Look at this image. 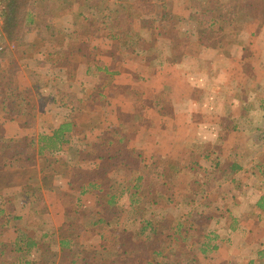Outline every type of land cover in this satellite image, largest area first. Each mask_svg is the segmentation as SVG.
I'll use <instances>...</instances> for the list:
<instances>
[{
  "label": "crops",
  "instance_id": "0c3cea01",
  "mask_svg": "<svg viewBox=\"0 0 264 264\" xmlns=\"http://www.w3.org/2000/svg\"><path fill=\"white\" fill-rule=\"evenodd\" d=\"M109 1L112 4L121 5L124 11H129L131 10L130 6H133L135 0ZM230 1L231 0H227L225 2V0H220L223 10H225L224 4L227 2L230 4ZM159 2H161V0H159L156 4L160 5ZM181 2L186 3L184 6L185 8L183 9L179 6ZM198 2L205 5L206 0L163 1V8L177 18V31L184 37L183 44L180 43L182 50L179 53L173 51V46L177 47L179 45L176 38L173 36L171 37L168 34L166 36L162 35L159 37V35H157V31L154 29L141 28L139 26L138 19L132 15L129 18L122 16L123 23L121 26L124 28L127 27L128 29L121 30L120 32L117 27L113 26L110 29L102 30L98 34L96 33L92 37H85L81 30H75L78 24H84L85 28L83 29H86L87 27V24L79 19L80 17L78 16V13L82 11V15L84 17L90 16L89 14L93 12L92 9L86 6L84 7L83 4V8H81L80 4H76L73 6L72 11L74 15L65 10L57 13L56 19L60 17L61 20L62 15L63 17L64 15H70L72 17L71 20L73 23V29L70 34L75 36L80 35L86 38L84 42L80 43H84L86 45L88 51L92 53V59L89 60L88 63L82 61L78 47L79 43L77 44L76 42L77 51H71V49L67 46V64L62 63L61 67L53 69L52 63H47V69L43 73L40 69L41 66L40 68L36 67L37 61L40 59V54L34 61V72L31 74L32 76L37 77L33 78L32 81L28 79L30 73L27 72L25 74L21 62L17 61L16 64L18 66V70L21 71H19V73L22 75V77H20V81L17 80L16 76L14 77L17 93H9L6 90V93L4 91V94H0V112H2V118L0 117V141H2L5 146V153L8 159L20 161L29 159L32 164L30 165V162H27V164H29L28 168L0 171V196L4 197L5 201L7 200L6 198L9 199V197H13V201L15 202L14 206H16L17 209H20L17 211H25L24 209H27V207L26 205H23L19 197H17L18 194H20L22 189L26 186L39 185L47 206V213L44 215L49 214L48 212L50 207L45 196V187L43 186V183L46 181L45 179H54L55 183L51 188V191L54 193L58 192L60 188L56 182L59 179V176H57L56 172H60L64 175V186L62 188L64 191L62 192V196L67 201V203H63L64 210L62 213V224H64L66 215L78 208V203L83 197L80 196V190L85 189V175L97 166L104 155L106 156L108 150L107 147H111L113 150H118L127 142L131 143L128 135L124 132V128L129 124L123 125V123H129V118L133 115V110L131 111V108L123 109L118 107V94H139L138 97H141L142 101L141 103L136 100H134V103L132 102L134 111L139 109L140 116H142L143 112V121H146V124L156 122L159 127L153 129L161 130L162 127L165 128L162 125H164L167 120L157 117V114L165 116L169 119L168 117L174 116V112L180 108V104H191L192 101H195L196 96L200 94L201 97L212 96L215 92L212 90L211 85H213L215 81L221 80L223 82V78L234 79L237 74L236 66L239 70L237 80L239 82H245L246 85L244 87H241L240 85L238 89L233 88V90H231L230 88L232 85L230 84L233 81L230 80L226 82L227 87H225L224 90L227 93L222 94L224 102H221L222 109L225 111L224 115L226 120L225 122H223L224 118L220 120L219 125H224L223 127H220V129L225 131L228 129L233 130V127L236 126V130L245 128L250 131L253 129L254 132H261L260 139L256 138V141L264 147V136H262V132H264V66L261 65L260 62H252L243 56L242 58L235 60L229 52V50L233 49V46L236 44L243 47L237 49L243 54L250 48V46H256V48L259 47L261 52L264 51V44H262L261 39V28L264 27V16L259 13L251 12L250 10L247 14L245 13L241 16V18H244L240 25L241 28L238 32L236 43L218 49L221 50L219 52L216 49L206 47L198 43L197 15L203 8L202 7L200 10H193V6H195ZM189 4H191V6H189ZM77 11L78 13H75ZM193 13L195 15L194 18L192 16ZM100 16H103V14ZM97 17L99 16L97 15ZM141 18L149 19V17L145 16H141ZM56 19L54 25L58 34H62V32L57 28ZM131 19H133L134 22L129 25V21ZM180 20H182V22L187 21L190 26H186L185 29L180 28L178 26V24L181 23ZM248 23H251L252 25V29L249 34V29L247 28ZM136 25L138 28L142 29L141 32H134L135 29L133 28L136 27ZM216 27L217 25L213 28V30H215ZM36 32L37 31L33 33ZM147 32H149V36L153 35L157 40L158 38L167 37L168 41H165L166 47L161 48L159 44V46H150L149 40L142 36L143 34H147ZM105 33L108 34V37L111 40V42H106V44H111L108 59L103 58L100 54L102 43L99 42L92 44L90 42L91 39L98 40V38H101ZM245 33L247 34V39H251V41L246 42V44L243 41ZM258 33L259 36L256 39L255 34ZM120 34H122V37ZM136 36H140L136 45L128 47V41L135 39ZM251 43L253 44L250 45ZM63 49L66 50V48ZM191 49L195 52L200 51L206 56H199L197 67H192L191 63L189 66L185 64V66L188 67L187 68L182 65V60L189 51L190 53L188 55L193 56ZM258 49L255 50L259 51ZM154 50L158 52L165 51V56L160 55L158 58H149L146 52H154L152 54L153 56L156 55ZM54 51H58V49L54 48L49 52L52 53ZM115 51L117 52V56L114 55ZM171 51L175 54L171 55ZM48 54L49 53H47V55L45 54V57L43 58L49 56ZM76 54H78V57H76ZM175 55L177 56L175 57ZM221 55L223 59L222 60L220 58V61L222 60V68L219 70L215 68V64L219 61L218 57ZM141 56H144V59ZM122 60H129L127 66L121 64ZM69 63L72 69L71 74L67 72V66ZM150 66L158 68L159 70L150 69ZM30 67L32 66H29V68ZM181 67H185V69H182ZM200 67H203V70H199L198 68ZM76 70L79 72L77 73ZM155 75H158L160 78L158 79ZM79 76H82L81 78H83L81 81H78ZM219 76H222L223 78H219L218 80L214 79ZM123 77L124 79L121 80L120 78ZM154 78L158 79L160 88L156 89L153 93L150 91L149 94H145L148 90L143 87L142 89L137 87V82L139 80L142 82H151ZM75 83H78L80 86L77 91H74ZM251 84L253 85V89H251ZM65 86L70 88V95L66 96V94H57L60 90H63ZM254 87L257 90L261 89V94H256ZM135 89L139 90V92H135ZM96 90L97 92H95ZM95 93L101 94L102 97H104V100L102 101L99 98L94 104L93 100H95V95H97ZM162 94H167L171 98H173V94L187 95L179 97V100L175 102L177 104L176 106L169 105L166 107V103L164 105L163 102H161ZM3 95H6L11 99L5 100L3 99L4 97H2ZM69 98L72 99V104L78 106L79 108L78 117L74 120L72 119L73 124L72 132L69 137V144L64 146L59 155H39V136L41 134H51L61 124L69 122L71 114H75L73 105L66 103ZM132 98L134 99L133 96ZM146 98H149L147 99L148 107L144 108V101H146ZM24 99L30 100V102ZM113 99L115 104L111 102ZM107 109H109V115H111V118L108 120H106L104 116ZM145 111L149 112L147 118ZM50 112L53 113V116L55 115V120L52 123L49 118ZM125 112L130 114L127 118H123V113ZM95 115H97V120ZM26 116H31V119H26ZM90 116H93V118H90ZM257 116H259L260 119L255 121V117ZM42 117L45 119L42 120ZM37 118L42 121H39ZM46 118H48L47 121ZM56 120H58L57 124H55ZM88 120H95V123ZM207 120L214 123V120L210 118ZM253 121L255 122L254 128L250 126ZM107 123H110V126L111 123H115L116 125L112 128L108 126ZM131 130L133 133L135 132V137L137 138L136 134H139L142 130L150 131L151 129L147 126V129L142 128L136 131V129L132 128ZM141 135L147 137L145 133H142ZM150 140L151 139L145 141V144L153 147V143H151ZM135 142H138L137 139H135ZM173 143L175 142H172L171 144ZM180 143L181 142L179 141L174 144V146L178 148ZM98 144L102 145V149H95V146ZM103 146H105L104 149ZM154 156L165 162L172 159L171 156H166L165 154L163 156L154 154ZM86 161L90 164L88 167L83 164V162ZM50 165H53L52 170L50 169ZM241 165L243 166V163ZM243 169L233 173L232 178L235 177L236 174V176L241 175L242 177ZM247 175L252 178L250 174ZM32 176L34 178L31 179ZM101 182L102 181H100V183ZM259 186L260 187L258 188H255L254 185L249 186L250 188H246L247 192H245V194L248 195V192L252 191L256 193V196L261 195L264 197V184L260 183ZM75 188L78 189L79 196L71 200L72 196L69 193ZM260 190L261 193L259 192ZM84 196H88V193ZM253 199L254 200H252L251 195L246 197L245 201L249 204V206L240 210L238 217L234 215L233 217L240 218L241 213L244 215L245 213H248V215H245V217L238 222L237 231L234 235L227 236L223 233L219 247L214 253L218 254L220 250L225 252L236 250L238 254L242 249L244 252L248 251L251 256L248 260L249 264H254V261L256 260H258L261 264H264V255L259 256V253L264 251V214L257 207H255L257 197H254ZM234 201H236L235 198ZM28 210L31 211L29 207ZM251 213L256 214V218L250 216ZM33 216L39 221H42L37 214H33ZM21 222L22 221H19L18 223ZM246 225L248 228L245 236L249 240L243 241V244L238 246V248L232 247L233 239L236 234H238L239 229H244L243 226ZM58 227L59 226H57V228ZM252 228H256V230H258L254 236H251ZM57 247L58 245L55 246V249H57Z\"/></svg>",
  "mask_w": 264,
  "mask_h": 264
},
{
  "label": "trees",
  "instance_id": "16d2710c",
  "mask_svg": "<svg viewBox=\"0 0 264 264\" xmlns=\"http://www.w3.org/2000/svg\"><path fill=\"white\" fill-rule=\"evenodd\" d=\"M158 1L135 0L133 6H130L131 10L124 11L121 5L112 4L109 0H0V13L3 21L0 33L9 44L21 47L25 43V37L33 33L40 25H44L48 39H50V41L45 40V44H52V50L56 48L58 51L50 52L49 56L38 60L37 65L46 67L47 63H52L53 69L59 68L62 63L67 64L68 52L67 45L63 42H60L59 47L55 44L59 35L54 25L55 19L57 13L64 10L74 15L73 6L80 4L81 8L84 5L93 11L89 14L90 16L86 17L82 15V11L75 12L78 13L79 19L87 24L86 29H83L84 24H78L77 29L75 28L76 31L81 30L85 37H92L113 26L117 27L120 32L128 29L121 26L122 16L129 18L132 15L138 19L141 28H152L157 31L159 37L168 34L176 38L179 45L173 46V51L179 53L182 50L180 43L183 44L184 37L177 31L178 20L163 8L164 0L159 2L160 5L156 4ZM202 7V9H198L201 10L197 15L198 43L216 50L236 43L240 29L238 17L247 14L249 10L264 16V0H231L225 10L222 9L220 0H206ZM102 14L103 16H100ZM141 16L149 17V19H143ZM133 22L134 20L131 19L129 25ZM216 25V29L213 30ZM120 36L122 37V34ZM138 38L136 36L135 39L129 40L128 47L136 45ZM78 47L82 61L88 63L92 59V53L88 51L84 43H79ZM18 51L20 50L12 52L5 49L0 52L1 94L5 90L9 93H17L14 77L18 71L15 59V55L19 54ZM154 51L158 57L160 52ZM172 54L175 53L171 51ZM150 55H152L151 52L148 56ZM67 72L72 73L70 63L67 66ZM69 89L68 86H65L57 94L69 96ZM99 98L104 100L101 94H97L93 103L95 104ZM137 100L139 101V98ZM66 103L73 105L75 114H71L69 122L61 124L51 134L39 136V155H59L64 146L69 144L72 122L78 117L79 108L72 104L71 98ZM88 121L95 122V120ZM233 130L236 131V126L233 127ZM224 136V133L221 134L220 139ZM262 136H264V132H262ZM201 144L205 145L201 149L203 151L195 152L182 167L188 168V171H197L205 178V185L198 180L195 182L198 191L202 192L205 197L207 192L204 187H207L214 179L213 174L217 170L218 161L217 159L212 160L210 157L214 152L211 143L203 141ZM95 149H102V145L98 144ZM107 149L106 156L104 155L97 166L85 175L86 186L84 190H80V196L87 193L88 195L96 194L94 209L100 210L98 219L86 223V219L83 217L82 222L86 223L85 228L80 224L71 223L75 220L80 221V216H84L80 215L83 208L78 203V208L66 215L65 223L51 232H44L40 226L30 229L22 226L14 230L10 243L0 241V264H6V260H9L11 264H196V254L206 257L218 249L221 242L220 234L203 230L204 222L200 218L202 215L199 216L200 209L197 211L198 205L195 199L185 198L186 210L180 219H177L178 221L174 220L175 224L171 225L168 230L164 228L163 223H160L161 214L153 212L154 208L162 204L177 205L171 198L170 186L174 174L177 175L181 167L162 161L153 154L144 153L133 147L130 142L118 150H113L111 147H107ZM231 161L232 164L226 171L229 174L228 179L233 173L243 169L238 158L235 157V153ZM27 162L32 164L29 159L21 161L8 159L5 146L0 141V171L25 168L29 165ZM116 166L123 172H129V177L118 182L117 185L103 190L99 181ZM254 169L257 175H260V182L264 184V159L257 162ZM17 197L23 205L30 208L33 214L44 215L47 213V206L39 185L24 187ZM6 199L5 201L4 197L0 196V227L6 223L15 224L23 220L21 212L17 211L18 209L14 206L13 197ZM144 202L147 206L146 211H151L138 223H135L133 214L136 207ZM255 207L264 214L263 196H257ZM128 213L131 216V221L124 217ZM245 215L241 213L240 218H235L228 211V225L225 224L219 228L223 229L222 231L227 236L234 235L238 222ZM255 215L254 213L250 214L253 218H256ZM106 219L108 220L106 221ZM107 224L108 227L115 224L116 230L113 241L114 248L111 253L97 251V248H88L84 244L78 243L77 240L82 230L92 227L103 230V226ZM160 228L163 232L161 238L157 236ZM56 245H58L57 249H55ZM263 255L264 251H261L259 256Z\"/></svg>",
  "mask_w": 264,
  "mask_h": 264
},
{
  "label": "rangeland",
  "instance_id": "374dc122",
  "mask_svg": "<svg viewBox=\"0 0 264 264\" xmlns=\"http://www.w3.org/2000/svg\"><path fill=\"white\" fill-rule=\"evenodd\" d=\"M224 1V0H223ZM227 0H225L226 2ZM199 3V5H198ZM193 6L194 9H199L202 7V3L198 2ZM186 3L181 2L179 6L181 9L185 8L184 6ZM191 6V4H189ZM225 8L228 7V2L224 4ZM195 7V8H194ZM197 11V10H196ZM66 16V17H65ZM194 18V13H193ZM70 15H62V19L60 20V17L56 19L57 21V28L62 32V34L58 35L57 44L58 47L63 42L66 44L71 51H77V44L80 42H84L86 38L83 36H75L71 35L70 32L73 29V23L71 20ZM239 18V24L243 22V18ZM262 19V18H261ZM181 23L178 24V26L182 29H185L186 26H190L187 21L180 20ZM263 22V20H262ZM247 28L249 29L248 34L250 33V30L252 29L251 23L247 24ZM85 28V27H84ZM241 28V26H240ZM134 32H141L142 29L134 27ZM262 30V44H264V27L261 28ZM35 31L36 33H31L27 37H25V43L21 45L20 51H18V55H15L16 62L19 61L22 64L23 71L25 74L28 72L30 75L28 76V79L30 81L33 80V78H36L32 76V72L34 69V61L37 56L40 54V59H43L45 57L44 55L47 53H50L49 51H52V44L46 43L45 40L50 41L48 39L45 26L40 25ZM34 31V32H35ZM240 31V29H239ZM76 32V31H75ZM133 33V31H132ZM251 35V34H250ZM145 39L147 38L149 40V45L157 46L158 44L161 46V48L166 47V42L168 41L167 37L164 38H158V40L155 38V36H149V32L147 34L142 35ZM259 36L258 34H255V38L257 39ZM140 37V36H139ZM62 38V39H61ZM160 39V40H159ZM240 40V39H239ZM254 40V38H253ZM166 41V42H165ZM243 41L249 42L251 41L250 38L247 39V34L245 33ZM61 42V43H60ZM92 44L94 43H102L100 54L103 56V58L108 59V53L110 51V38L108 37V34H104L101 38H98V40L91 39L90 41ZM165 42V43H164ZM251 43L250 45H252ZM158 45V46H159ZM243 48L241 45L238 46L237 44L233 46V49H230L229 52L233 59L237 60L243 57L246 59L252 61V62H260L261 65L264 66V51H260V48L256 46H250V48L243 53H240L237 49ZM259 48V49H258ZM255 49H258L259 51H256ZM193 56L188 55L190 51L186 54V56L183 57L182 65L185 66L187 64L188 66L192 63V67H197L198 65V58L199 56H206L205 54L201 53L200 51H193L191 49ZM154 52H152L153 54ZM243 54V55H242ZM43 55V56H42ZM115 56H117V52L115 51ZM149 55V52L147 53ZM160 55L165 56V51L160 52ZM158 55V57L160 56ZM42 56V57H41ZM148 56L149 58H155L157 55ZM241 56V57H240ZM76 57H78V54H76ZM144 59V56H141ZM157 57V58H158ZM196 57V58H195ZM140 58V57H139ZM220 58L222 59V55L218 57L219 61L216 62L215 68L221 69L222 63ZM123 59V58H122ZM129 60H122L121 64L124 66H127V63ZM29 66H32L29 68ZM39 67L40 66H36ZM157 67V66H156ZM187 67V66H185ZM185 67H181L182 69H185ZM170 68V67H169ZM188 68V67H187ZM41 71L44 73L47 69L46 67H41ZM49 69V68H48ZM150 69L153 70H159L158 68L150 66ZM199 70H203V67L198 68ZM237 74L239 72L238 67L236 66ZM20 70L16 72L17 80L20 81V77H22L21 73H19ZM40 71V70H39ZM77 71V70H76ZM21 72V71H20ZM79 71H77L78 73ZM156 73V72H155ZM237 74L234 79H225L222 76L215 77V80H218L219 78H223V82L221 80L215 81L213 85H211L212 90H214L215 94H213L210 97H201L200 95L196 96L195 101H192L191 104L185 105L180 104V108L174 112V116L167 117L157 114V117L163 118L169 122L166 121V123L162 126L161 130L153 129L158 128L159 125L156 122H150V124H146V121H143V112L142 116H140V110L137 109L134 111L133 109V103L134 100L138 101L137 98L139 94H118V101L117 104L119 108L123 109H130L133 110V115L129 118V123H123L129 124L127 127L124 128V132L128 135L129 141H131V145L133 147H136L140 150H142L144 153H150V154H157L160 156H163L164 154L167 156H171L172 159H170L167 162H170L172 164H175L180 169V172L173 176V181L170 186L171 190V198L173 202L177 203V205L171 204H162L160 206H157L153 209L154 213H160L161 214V222L164 225V228L168 230L171 225L175 224L174 220H179L183 212L186 210V200L185 198L189 197L191 199H195L197 203V211L200 209V218L204 222V228L203 230L207 231H213L218 232L220 234V237L223 236V229L219 228V226H224L225 224L229 223V217H228V211L231 212L232 215L238 217V213L240 210H243L249 204L245 201L246 197L251 195L252 200L253 198L257 197L256 193L254 192H248V195L245 194L247 192L246 188H250L249 186H255V188L260 187V175H257L256 170L254 169V165L257 164V162H260L264 159V147L256 141V138L260 139V133L261 132H254L253 129L247 130L245 128H242L240 130H221L220 127H223L219 125L220 120L224 118L225 122V115H224V109H222L221 102H224V99H222V94H226L227 92L224 90L226 86V82H231L230 85L232 87L231 90L238 89L241 85V87H244L246 84L245 82H239L237 80ZM80 75V74H79ZM158 79L160 78L158 75H155ZM82 77V76H81ZM79 76L78 81H81L83 78ZM121 80L124 79L120 78ZM158 79L154 78L151 82H137V87L142 89V87L146 90H148L147 93L149 94L150 91L153 93L156 89L160 88ZM83 85V84H82ZM251 84V89L252 88ZM264 86V84H263ZM80 86L78 83H75L74 91L79 90ZM42 89V88H41ZM256 94H261V89L257 90L254 87ZM264 89V88H263ZM135 92H139V90L135 89ZM246 92V91H245ZM244 92V94H245ZM6 93V90H5ZM1 94V92H0ZM4 94V91L2 92ZM237 94V93H236ZM248 94V93H247ZM152 95V94H150ZM187 95V94H173V98H171L167 94L161 95V102L166 107L169 105L176 106L177 102L179 100V97ZM134 97V99L132 98ZM3 99H11L10 97L3 95ZM13 99V98H12ZM146 98L144 101V108L148 107V102ZM172 99V100H171ZM174 99V100H173ZM27 100V99H24ZM30 102V100H27ZM142 99L139 98V101L141 103ZM150 101V100H149ZM113 104H115L114 99L111 100ZM133 102V103H132ZM23 104V103H20ZM109 109L105 111V118L106 120L111 118V115H109ZM45 112V111H44ZM119 112V111H118ZM146 118L149 115V112L145 111ZM120 114V113H119ZM130 114L125 112L123 113V118H127ZM0 117L2 118V112H0ZM13 117V116H12ZM41 118V117H40ZM49 118L51 123L55 120V115L53 116V113H49ZM95 118L97 120V115H95ZM153 119L152 117H150ZM210 118L214 120L212 122H209L207 119ZM26 119H31V116H26ZM39 121L44 120L45 118L42 117V120L37 118ZM255 121L257 119H260L259 116L255 117ZM48 118H46V121ZM86 122L85 120H83ZM148 121V119H147ZM58 120L55 121V124H57ZM95 123V122H93ZM121 123V122H119ZM255 122L250 124L252 128H254ZM108 126H110V123H107ZM116 124L111 123L112 128H114ZM147 126H149L150 131H141L139 134H136L137 138L135 137V133L132 132V128L137 130H140L142 128L147 129ZM154 130V131H153ZM231 130V131H230ZM142 133H145L147 137L144 135H141ZM225 134L224 138L220 139L221 134ZM135 139H137L138 142H135ZM148 139H151L150 142L153 143L152 146H148L145 144V141ZM181 142L180 145H178V148L174 146L177 142ZM203 141L211 143L213 145L212 149L214 150L213 154L210 155V157L213 159H217L218 161V167L217 170L214 171V179L208 184L207 187H204L206 195L205 197L202 195V192H199L196 186V180L201 181L203 185H205V178L199 174L197 171H188V168H183L182 166L184 163L186 164L188 159L195 154V152H199V150L202 149V147H205L204 144H201ZM172 142H175L171 144ZM155 149V150H154ZM206 150V148H204ZM203 151V150H201ZM235 153V157L238 158L240 164L243 163V174L242 177L236 176L228 179L229 174L226 173L228 170L227 168L232 164L231 159L233 158V154ZM185 154V155H184ZM47 157V156H46ZM43 160V159H42ZM46 160V159H44ZM200 162H203V160H200ZM83 164L88 167L90 164L88 161L83 162ZM245 165V166H244ZM53 165H50V169L52 170ZM55 166V165H54ZM27 165L25 168H28ZM15 169V168H13ZM57 176H59V179L57 180L56 184L59 186L58 192L54 193L51 191V188L53 187L55 180L54 179H45L46 181L43 183V186L45 187V196L49 203V214L47 215H38L39 218L42 219V221H39L33 216V213L27 209H24L25 211H22L20 214L23 216V220L21 223L16 222L15 224H8L6 223L4 226L0 227V241H11V238L13 237L14 230L24 226L27 228L31 227H37L40 226L44 232H51L52 229H56L57 226L62 225V213H63V203H67L66 199L62 196V192L64 191L63 188V182H64V175L60 172H56ZM247 174H250L251 177H249ZM39 175V173H38ZM129 177V172H123L122 170L118 169L116 166L114 169H112L106 176L102 177L101 187L103 190H107L110 186H115L118 184V182L124 181ZM34 178L33 176L31 179ZM30 179V180H31ZM73 182V181H72ZM100 182V181H99ZM242 183V185H241ZM253 183V184H252ZM249 184V185H247ZM1 186V185H0ZM245 188V189H244ZM261 193V190L259 191ZM54 193V194H53ZM72 196L73 200L78 194V189L75 188L73 191L69 193ZM96 194L92 193L88 196H83L80 199V204L82 205L83 210L80 211L81 220H75L71 223L74 224H80L82 227L85 228L86 223L94 222L98 219L100 215V210L94 209V203H95ZM234 198L236 201H234ZM242 199V200H241ZM236 202V203H235ZM25 208V207H22ZM146 204L145 202L143 204H139L138 207H136V211L133 214L135 217V223H138L141 218H143L147 213L149 214L150 211H146ZM90 211H87V210ZM20 210V209H18ZM72 212V211H71ZM165 215V216H164ZM86 219V223H83L82 220L84 218ZM124 217L129 218L131 221L130 214L124 215ZM83 218V219H82ZM126 218V219H127ZM158 218V217H156ZM108 219H106L107 221ZM128 220V221H129ZM177 220V221H178ZM82 222V223H81ZM69 223V224H71ZM108 223V222H107ZM117 228L119 226L117 225ZM244 229H239L238 234H236L235 238L233 239L232 247L238 248L241 244H243V241L249 240L245 236L246 230L248 226H243ZM225 231V230H224ZM258 230L256 228H252L251 236H254L257 233ZM102 235V236H101ZM116 236V230H115V224L111 227H108L107 225L103 226V230L101 228L92 227L81 231V234L78 238L79 244H84L88 248H97L96 250H100L101 252L106 251L107 253H111L113 251V241ZM159 238L163 236V232L158 229V235ZM194 242V241H192ZM245 244V243H244ZM113 246V247H112ZM244 246V245H243ZM241 246V247H243ZM230 249V248H229ZM249 249V248H248ZM239 252V251H238ZM250 254L248 251L240 250V252L237 254V251H223L220 250L218 254H209L206 257H202L199 254H196V264H249ZM6 264H11L9 260H6ZM254 264H261L258 260L254 261Z\"/></svg>",
  "mask_w": 264,
  "mask_h": 264
},
{
  "label": "built area",
  "instance_id": "2783aa9c",
  "mask_svg": "<svg viewBox=\"0 0 264 264\" xmlns=\"http://www.w3.org/2000/svg\"><path fill=\"white\" fill-rule=\"evenodd\" d=\"M2 17H1V13H0V30H1V26H2ZM8 49L10 51H15V50H20V46H15L12 44H9L7 41H5L0 33V52H2L3 50Z\"/></svg>",
  "mask_w": 264,
  "mask_h": 264
}]
</instances>
